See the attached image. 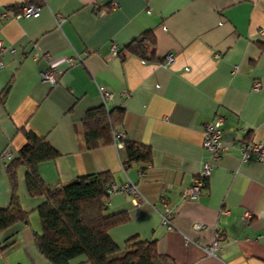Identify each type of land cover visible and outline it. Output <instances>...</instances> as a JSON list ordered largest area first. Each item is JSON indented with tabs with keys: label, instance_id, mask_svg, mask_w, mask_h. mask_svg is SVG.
<instances>
[{
	"label": "crops",
	"instance_id": "crops-1",
	"mask_svg": "<svg viewBox=\"0 0 264 264\" xmlns=\"http://www.w3.org/2000/svg\"><path fill=\"white\" fill-rule=\"evenodd\" d=\"M29 3L37 14L14 17ZM96 6V0H0V206L12 195L2 153L17 154L33 132L60 153L39 164L45 183L108 171L116 185L136 187L137 194L108 197L107 212L128 217L109 230L120 248L137 237L155 241L176 264H264V161L244 160L239 149L264 143V0H101L99 11ZM4 10L10 15L2 17ZM145 32L156 38L152 60L126 49ZM168 53L175 59L165 66ZM50 68L54 84L42 78ZM104 88L112 92L106 102ZM102 105L124 109L117 131L147 145L151 162L125 163V149L114 141L86 147L82 120ZM217 116L230 149L215 161L201 194L187 198L185 188L210 159L204 125ZM26 171L18 168L17 192L31 222L0 234V264H51L34 243L43 199L29 195ZM163 198L171 227L163 223ZM217 231L219 246L208 253ZM10 236L14 242L2 249ZM84 259L74 263L89 264Z\"/></svg>",
	"mask_w": 264,
	"mask_h": 264
},
{
	"label": "trees",
	"instance_id": "trees-1",
	"mask_svg": "<svg viewBox=\"0 0 264 264\" xmlns=\"http://www.w3.org/2000/svg\"><path fill=\"white\" fill-rule=\"evenodd\" d=\"M126 49L143 59L156 58V38L145 32ZM124 109H108L102 105L86 112L82 120V138L89 149L111 144L117 127L122 123ZM27 143L7 160V172L12 183L8 206H0V234L18 223L30 224V212L25 210L17 192V171L26 168V185L31 197H41L37 207L41 231L34 232V243L39 253L51 264H176L174 259L158 251L153 240L131 237L120 248L109 230L127 220L125 212L108 213V188L113 181L110 172L77 176L66 182L47 184L39 173V164L60 155L44 137L27 132ZM127 161L151 162V149L144 144L124 141ZM13 236L1 246L14 242Z\"/></svg>",
	"mask_w": 264,
	"mask_h": 264
},
{
	"label": "built area",
	"instance_id": "built-area-1",
	"mask_svg": "<svg viewBox=\"0 0 264 264\" xmlns=\"http://www.w3.org/2000/svg\"><path fill=\"white\" fill-rule=\"evenodd\" d=\"M97 6L95 7L96 11H99L98 5L101 4V0H96ZM39 7L33 3L26 4L22 6L21 11L17 13H12L14 17L16 18H22L30 15H35L38 13ZM10 15L9 10H4L1 13L2 17H7ZM62 18H60L59 21H61ZM3 48L2 44L0 43V49ZM112 52L114 54L119 53V46L116 43L112 44ZM175 59V56L173 53H168L165 58L163 64L165 66L172 63ZM69 61H72L70 58H68ZM2 66V62H0V67ZM56 69L50 68L44 72H42V78L44 80L50 81L52 84L56 83V75H55ZM261 87L260 81H256L254 84V88L258 90ZM103 98L105 102L107 99L112 97V92L108 88H104L102 91ZM223 118L222 116H217L213 120H210L205 123L204 125V141L203 145L205 149L210 154V159L207 161H204L202 164V167L199 171V173L194 176L191 184L185 188L183 192V196L191 199L197 198L202 192V189L204 188L205 182L207 181L208 177L210 176L214 166L215 161L219 160L229 149L230 146L227 145L224 142L223 139ZM127 139V136L124 132L118 131L114 135V142L119 147H124V141ZM239 149L241 153V158L246 160L251 158L252 156L260 161H264V143L262 141H250L248 143L239 144ZM2 157L4 159H11L13 157V153L10 151H6L2 153ZM108 192L114 193V192H122V193H133L137 194L136 187L131 183H126L121 186L116 185L114 182L110 184V187L108 188ZM162 203L164 206L165 214L163 215V223L166 224L168 227L172 226V209L171 206L166 199H162ZM247 218L251 217V214L248 213L246 215ZM197 227H200L198 225ZM221 232L217 231L214 237V240L209 245L205 246V249L208 253H213L214 250H216L219 246V240L221 239Z\"/></svg>",
	"mask_w": 264,
	"mask_h": 264
}]
</instances>
